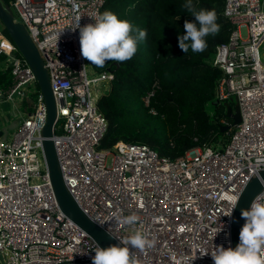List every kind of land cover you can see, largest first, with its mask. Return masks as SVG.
Instances as JSON below:
<instances>
[{
	"label": "built area",
	"instance_id": "obj_1",
	"mask_svg": "<svg viewBox=\"0 0 264 264\" xmlns=\"http://www.w3.org/2000/svg\"><path fill=\"white\" fill-rule=\"evenodd\" d=\"M104 1H7L48 74L56 110L52 139L64 183L83 212L119 244L136 231L154 241L144 252L132 250L137 264H214L215 246H230L226 214L264 157V0H223L221 12L231 27L208 58L221 71L214 99L232 97L238 122L220 146L195 145L175 158L144 143L96 147L107 127L96 100L113 74L86 71L79 28L73 29L78 17L81 27L94 23L89 16L100 13ZM0 58L11 76L0 100L11 101L16 113L26 94L35 93L9 137L0 138V264H92L97 244L61 213L50 185L40 136L46 111L35 76L1 29ZM156 87L154 79L141 96L144 105ZM133 214L137 223L125 224Z\"/></svg>",
	"mask_w": 264,
	"mask_h": 264
},
{
	"label": "trees",
	"instance_id": "obj_2",
	"mask_svg": "<svg viewBox=\"0 0 264 264\" xmlns=\"http://www.w3.org/2000/svg\"><path fill=\"white\" fill-rule=\"evenodd\" d=\"M184 3L185 0H105L102 4L100 13H115L134 28L145 30L147 37L127 61H107L103 67L89 61L93 71L113 74L96 100L107 124L97 148H110L122 140L144 143L159 155L175 158L195 145L217 147L227 141L230 128L221 130L219 119L230 122L225 104L232 107L233 98L225 102L214 99V86L221 71L208 58L215 45L227 39L231 25L221 12L223 0H193L197 10L216 12L220 31L205 38L207 48L203 52L189 49L184 54L178 46V37L186 34L184 22L198 23L183 8ZM0 29L7 34L2 24ZM154 79L158 87L146 106L141 96ZM10 84V73L0 70V88L6 89ZM148 107L155 112H149Z\"/></svg>",
	"mask_w": 264,
	"mask_h": 264
},
{
	"label": "clouds",
	"instance_id": "obj_3",
	"mask_svg": "<svg viewBox=\"0 0 264 264\" xmlns=\"http://www.w3.org/2000/svg\"><path fill=\"white\" fill-rule=\"evenodd\" d=\"M183 8L198 23L185 20L183 27L186 34L178 37V46L184 54L189 49L193 53L203 52L207 48L205 38L215 36L220 31L217 14L214 10H197L193 0H185ZM89 17L94 23L81 27L78 17L73 30L79 28L82 57L97 67H103L107 61L124 62L131 59L137 52L138 44L147 37L145 30L134 28L129 21L120 19L111 11L95 13ZM59 36L60 33L56 37L57 44ZM254 166L258 171L264 170V157L257 159ZM260 183L264 185V179ZM261 201H264V193L255 197L250 210H242L241 217L245 223L239 232V243L234 249L230 246H215L210 253L214 264H264V203ZM236 205L237 201H233L232 210ZM232 210L226 216H231ZM138 219L133 214L125 217L123 222L134 225ZM119 241L122 246L101 248L97 245L92 250L95 253L92 264H137L132 250L144 252L154 246V241L140 231ZM195 259L196 255L191 258V262Z\"/></svg>",
	"mask_w": 264,
	"mask_h": 264
},
{
	"label": "water",
	"instance_id": "obj_4",
	"mask_svg": "<svg viewBox=\"0 0 264 264\" xmlns=\"http://www.w3.org/2000/svg\"><path fill=\"white\" fill-rule=\"evenodd\" d=\"M0 23L31 68L42 96L46 117L40 129L41 148L50 185L59 210L101 248H107L112 245L121 246L107 231L83 212L64 183L52 139L56 110L47 71L24 25L20 21L13 19L11 8L3 0H0ZM225 115L230 119V122L221 125V130L229 129L230 126H233L239 120L238 104L235 100H233L232 107L225 104ZM261 179H264V170H257L252 173L236 198L237 205L232 210L229 225L230 246L233 249L239 243V232L245 223V220L241 217V212L242 210H248L253 198L263 189L264 185L260 183Z\"/></svg>",
	"mask_w": 264,
	"mask_h": 264
},
{
	"label": "crops",
	"instance_id": "obj_5",
	"mask_svg": "<svg viewBox=\"0 0 264 264\" xmlns=\"http://www.w3.org/2000/svg\"><path fill=\"white\" fill-rule=\"evenodd\" d=\"M0 70H7V68H2V62L0 58ZM9 72V71H8ZM12 103V102H11ZM7 100H0V138L6 139L9 137L11 130L15 128L18 124V116L23 112L28 111L29 104L25 101H22L20 105H17L16 108L18 111L15 113L12 112V108H9L12 104ZM11 104V105H10Z\"/></svg>",
	"mask_w": 264,
	"mask_h": 264
},
{
	"label": "rangeland",
	"instance_id": "obj_6",
	"mask_svg": "<svg viewBox=\"0 0 264 264\" xmlns=\"http://www.w3.org/2000/svg\"><path fill=\"white\" fill-rule=\"evenodd\" d=\"M13 10V9H12ZM0 25H1V23H0ZM241 33L242 34H244V30H243V28H241ZM261 57L263 58V55H261ZM89 69H91V66L90 65H88V64H86V71L88 72V70ZM107 88V87H106ZM33 99V95H32V93L31 92H28L27 94H26V97H25V99H24V101L25 102H30L31 100ZM10 103H11V101H10ZM12 104V103H11ZM10 104V105H11ZM9 108H12V105L9 107ZM206 108L208 109L209 108V104H207L206 105ZM12 114L13 113H15V112H11ZM16 114V113H15ZM230 127H232V126H230ZM14 130V128L11 130V131H13Z\"/></svg>",
	"mask_w": 264,
	"mask_h": 264
}]
</instances>
